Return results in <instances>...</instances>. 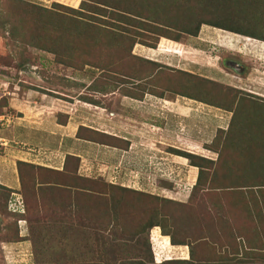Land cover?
I'll return each instance as SVG.
<instances>
[{"label":"rangeland","instance_id":"obj_1","mask_svg":"<svg viewBox=\"0 0 264 264\" xmlns=\"http://www.w3.org/2000/svg\"><path fill=\"white\" fill-rule=\"evenodd\" d=\"M170 1L0 0V132L9 121L23 123L17 116L51 115L52 108L43 103L34 107L23 102L16 108L19 113L8 106L9 99L17 102L28 88L42 91L56 104L54 96L61 102L86 98L97 107L85 105L91 116L102 111L108 119L117 118L116 127L95 122L93 128L110 134L116 130L133 140L126 153L119 149L101 155L98 149L113 150L91 142L85 155V165H93L88 176L72 172L78 161L65 160L68 185L59 184L61 173L18 167L16 190L0 184V264H11L9 257L4 261L3 243L17 241L20 234L29 241L18 253L27 259L21 264H106L112 253L110 264H119L138 254L135 240L148 245L152 264L187 258L190 264H264V149L259 138L235 123L247 112L249 121L264 127L256 124L257 116L264 121V98L254 96L264 95V41L245 40L209 22L200 24L195 36L179 32L165 23L177 16ZM214 1L190 0L189 6L199 5L198 15L206 20L214 16ZM253 2L252 15L259 21L255 25L262 29L264 0ZM146 11L155 12L157 20L146 19ZM253 25L252 20L247 27ZM32 37L37 46H31ZM161 38L171 45L162 42L158 47ZM171 47L179 55L169 54ZM52 51L63 62H56ZM232 61L244 69L226 65ZM150 62L162 68L148 73ZM168 81L173 92L161 90ZM146 84L154 95L144 92ZM178 85L187 89L182 93ZM146 94L156 98L153 106L133 101ZM177 105L185 108L184 116L176 114ZM61 110L53 114L57 123L63 120ZM175 135L182 142H172L178 139ZM85 137L100 140L87 132ZM140 137L144 143L155 139L145 145ZM175 147L191 155L179 162L173 158L178 156ZM106 158L116 163L108 168L109 175L97 166ZM234 162L243 167L234 170ZM103 181L117 186L110 189ZM87 192L108 199L113 222L107 227L87 221L81 209L77 212L82 201L76 203L75 194ZM16 197L22 201L21 214L8 210L7 200ZM146 221L158 226L128 240L129 232ZM161 231L185 245H170L158 235Z\"/></svg>","mask_w":264,"mask_h":264},{"label":"crops","instance_id":"obj_2","mask_svg":"<svg viewBox=\"0 0 264 264\" xmlns=\"http://www.w3.org/2000/svg\"><path fill=\"white\" fill-rule=\"evenodd\" d=\"M22 94L26 95L27 97L24 98ZM22 94V97H18L19 100H17V102H13L11 99H9L8 106L16 109L24 106L23 102H32L35 104L34 107H36L39 103H43L44 105L47 104L48 107L50 106L52 108L49 111L51 115L47 116L45 115L46 113H43V116H37L34 113L33 115L31 114V116H29V119H27L28 117H25L24 115L21 117L17 116L23 121V123L20 122L17 124L15 122L9 121V123H5L6 125L2 127L3 129H1L0 132V151L2 152L3 156H0V184L12 190H16V188H18L16 162L30 164L36 167L44 168L46 170L62 171L64 169L63 163L66 155L77 158L78 165L75 173L78 176H88L89 174L87 172L88 170H92L93 165L92 163H88V165H85V155L90 150L89 144L91 142L75 137V131L79 125L93 128L92 124L95 122L103 123V125L105 126L113 125L114 127H116L117 118L114 119L115 121H113L112 119H108L107 117H104L106 115H102V111H99V113H97V116H91L87 113L88 111L85 110V105H87V103H85V100L83 99L80 102L78 100H74L75 102H73L71 101L73 97H68L70 100L65 101L64 99H61V102L58 97L54 96L55 100L59 102L56 104V102H52V100L49 98L50 96H45V93L40 90L26 88V90H24ZM153 99L156 98H152L150 97V95L146 94L141 101H133L144 102L146 104L151 103V105L153 106ZM157 99L160 100L161 98ZM160 101H162L163 104L169 103L164 99H161ZM55 107L56 109H54ZM92 107L97 108L94 105H92ZM58 108H61L63 110ZM16 110L18 111V113L21 112L19 111V109ZM55 110H61V114L63 115V117H60L64 120L63 123H57V121L55 120V115L53 116V114L55 113L56 115H59L57 114V112L60 113V111ZM184 110L185 108L181 107L180 105L176 106V114L179 113L180 115L184 116V114L182 113L185 112ZM141 111L145 112L146 109L142 107ZM115 115L119 116L117 114ZM2 117H4V115H0V119H2ZM100 131L109 133L106 129ZM111 134L127 139L123 134L117 135L116 130H114ZM166 134L167 133L165 132L164 136H166ZM175 137H177L178 139H173L172 142H174L175 144H179V142H182L180 141V136L175 135ZM140 138V142L142 141L141 144L145 145L152 143V141H154L155 139L153 138L144 143V138ZM161 138H163V136H161ZM132 142L133 140L131 138L127 150H119L114 147L97 144L98 147L103 146V148L107 147L110 150H113L106 151L98 149L97 153L99 154L97 155H101L100 153H102V151H104L103 153L105 154L115 152V150H119L121 152L123 151L124 153H126L129 149L132 148ZM147 148L148 147H146V149ZM175 148L177 149V147ZM173 158L179 160V162L185 160L180 156H175ZM104 160L106 161L105 163L103 161H99L97 166L100 167L101 170H106L107 175H109L110 170L108 168H110L115 162H109L108 158ZM19 222H22V219H19ZM21 230L22 227H20V232L18 231V234L21 233ZM158 235L160 237L166 238V240L168 241L166 235ZM27 244L29 245V241L27 239H24V235L22 234L19 235V238L15 242L3 243L7 254V256L3 255L4 261L7 262V257H9L11 264H21V262L26 261L27 259L20 256L18 253L19 251H21V249L26 250Z\"/></svg>","mask_w":264,"mask_h":264},{"label":"trees","instance_id":"obj_3","mask_svg":"<svg viewBox=\"0 0 264 264\" xmlns=\"http://www.w3.org/2000/svg\"><path fill=\"white\" fill-rule=\"evenodd\" d=\"M172 1H173L172 3L170 1L169 5L174 10V12L177 14V16L173 17L172 19H169L167 21L168 23L167 22H165V23L169 27H174L175 29H178L177 31H179V32H183L184 34H187L190 36H195L199 25L209 22L208 24H211L213 27H219V28H222L224 30L230 31L232 33H235V34L247 37V38H252V39L259 40V41H264V31H262L264 25L262 26V29L257 28L255 23L257 24L259 21H256V18L253 17V15H252V11H253L254 5H255V2H253L254 0H251V2H250V0H238V1L237 0H216L213 2L215 9H214V11L212 10L214 12V13H212V16L213 15L214 16L212 18L210 17L206 20L204 19V16H205L204 14L198 15L199 14V5H197L196 7L195 6H189L190 0H172ZM246 2H249L250 4L245 6ZM161 5L163 6L164 3ZM186 9H187V11L188 10H190V11L188 13H182V11L184 12ZM210 12H208L207 14H209ZM146 15H147L146 19H148L150 21L157 20V15L153 11L152 12L146 11ZM252 20L254 21V25L252 27H247V25ZM178 24H179V27H178ZM151 28H154V27L151 26ZM254 28L259 30L260 32L254 33V31H252V29H254ZM153 30H155V29H153ZM173 38H177V36L173 35ZM36 40L37 39L36 38L34 39V37L30 38L31 46H37L39 44V41H36ZM162 42H164L165 44L171 45L170 41L161 38L158 42V47ZM52 53L54 55L53 58L55 59L56 62H59V63L63 62L60 59L61 55H59L55 51H52ZM61 54L66 55L67 52L63 51V53H61ZM169 54L179 55V50L176 49V47H171L169 49ZM155 67L162 68V66L158 65V63L150 62V68H149L148 73L151 70H153V68H155ZM170 83L171 82L168 81V82H166L165 85H162L161 90L165 89L166 91L173 92L175 90V88H174V85H170ZM70 84L75 85L74 83H70ZM146 86L147 87H146L144 92L148 93L150 95L151 94L154 95L152 92H149L150 89L148 90V88H149L148 86H150V84H146ZM178 87H179V89H181L180 90L181 92L185 91L187 89L186 87H183V85H178ZM150 88H151V86H150ZM122 95L128 96L130 98H134V99H139V100L141 99L140 96L136 97L133 94L123 93ZM157 97H159V96H157ZM83 100H85V103H87V104L94 105V106L96 105V104H93L92 102L88 101L86 98ZM243 114H244L243 117H241V114L238 115V117L235 119L236 120L235 123H237V122L239 123L238 125H240L241 130L243 128V130H245L246 133H250L251 135H255L256 138H259L258 145L259 146L261 145V149H264V133H263L264 127L262 128V126H261L262 124H264V121H261V120H263V116H261V115L257 116L259 119V122L256 124L260 125L262 128L261 129V128H257V126L254 125L255 124L254 121H249V117H248L247 112H245ZM232 121H230V124L232 123ZM61 122L63 123L64 120H62ZM232 131H231V133H235V132L237 133L240 130L239 131L235 130V132H232ZM85 132L90 133V134H96L100 140L94 141L93 139H90L88 137L86 138ZM257 133L258 134L263 133V135L257 136ZM75 137L80 138V139H84L86 141L96 142L98 144L114 147V148H117L120 150H127L128 145H129V143H128L129 141L125 138H121V137H118V136H115V135H112V134H109L106 132L98 131L96 129L89 128L87 126H81V125H79L77 127V129L75 131ZM102 138L105 140H108V141L105 142ZM173 150L177 151L175 153L176 155L184 157V158L191 155V153L189 154V153H186L183 151H179L178 149H173ZM184 154H186V155L188 154V155L184 156ZM71 159H74L75 161H77L76 157H72L69 155L65 156V160H71ZM65 160L63 163V168H66V161ZM232 164H236V163L234 162ZM21 165L22 166H24V165L29 166L30 164H23L21 162H16V169H18V167H20ZM193 166H195V165H193ZM236 166L237 167L234 170H236V169L238 170V169L243 167V165H239V164H236ZM75 170H76L75 168L72 170V172L74 174H75ZM45 171H47L48 173L52 172L55 174L58 172V173L63 174V178L59 179L60 181L62 180V182L59 183L61 185H65V184L68 185L67 180L71 179L68 176L69 174H68V172L65 171V169H63L62 171H53V170H45ZM18 176L20 177L19 172H18ZM198 176L199 175L197 173L196 179H198ZM72 178H73V176H72ZM77 178L79 180H82V177L77 176ZM73 179H75V178H73ZM103 182L106 184V187H109L110 189H113V188H115V186H117L116 184L106 183L105 181H103ZM247 183H248V181H247ZM246 186L247 187L248 186L253 187L252 184L251 185L246 184ZM70 187H73V186L70 185ZM117 188L120 190H123L122 187H117ZM85 192H86V189H85ZM104 195H107V192H104ZM95 196H97V195L91 194L90 192L76 193L75 194V197L77 198V199L75 198L76 203H78L77 200H80L82 202H79L80 205L78 203L77 206L76 205H74V206H76L77 212L80 211V209H81V212L84 213V215H85V219L87 221H89L90 223H95L98 225L100 224V225H103L104 227H107L109 222H113V221H110L112 218L109 217L110 214H109V211L107 210V203L105 202V199L106 200H108V199L102 195H98L99 197H95ZM100 197H103V198H100ZM104 202L106 203V206H105ZM152 226H158V225L152 224L149 221H146V223L139 225L137 228L135 227V229H133L129 232L130 238L128 237V240H131V238L135 234H138L142 231L144 232V230L149 229ZM111 227L112 226H110V228ZM161 235L168 236V241H169L170 245H173V246L174 245H176V246L177 245H185V244H183V241H179V240L173 238L172 235H170L168 233H164V231H161ZM112 240L114 241V239H112ZM135 242H136V244L140 245V249H138V254L135 257H130V258L124 259L125 261L122 260L119 264H152L150 257L147 258V254L149 255V251H150L148 245H146V244L143 245L138 240H135ZM99 244H104V242L100 241ZM190 246L192 247V245H190ZM190 246H189L188 254H189V258L190 257L192 258L193 254L191 252ZM112 255H114V254L112 253ZM112 255H111V259L105 258V261L107 262L106 264L111 263L109 260L113 261L114 257H112ZM164 262L166 264H188V263L190 264V259H188V258L185 260L184 259H168V260H164ZM160 263L161 262H159L158 264H160ZM155 264H157V263H155Z\"/></svg>","mask_w":264,"mask_h":264},{"label":"built area","instance_id":"obj_4","mask_svg":"<svg viewBox=\"0 0 264 264\" xmlns=\"http://www.w3.org/2000/svg\"><path fill=\"white\" fill-rule=\"evenodd\" d=\"M19 198H14V199H8L7 201V206L8 210L10 209L12 212L15 213H23V205L22 201Z\"/></svg>","mask_w":264,"mask_h":264},{"label":"flooded vegetation","instance_id":"obj_5","mask_svg":"<svg viewBox=\"0 0 264 264\" xmlns=\"http://www.w3.org/2000/svg\"><path fill=\"white\" fill-rule=\"evenodd\" d=\"M234 61H232V62H230V63H233ZM237 66H239V68L238 69H240V70H242V69H244V67L243 66H240L238 63H236V62H234ZM236 69H237V67H236ZM237 69V70H238ZM233 70H235V69H233ZM236 70V71H237ZM250 94H252V93H250ZM254 96H256V97H261V98H264V95H257V94H254ZM255 98V97H254Z\"/></svg>","mask_w":264,"mask_h":264},{"label":"water","instance_id":"obj_6","mask_svg":"<svg viewBox=\"0 0 264 264\" xmlns=\"http://www.w3.org/2000/svg\"><path fill=\"white\" fill-rule=\"evenodd\" d=\"M226 65L231 67V68H233V69H235V70H237L239 68V66H237L234 62L233 63H230V62L228 63L227 62ZM236 67H237V69H236Z\"/></svg>","mask_w":264,"mask_h":264},{"label":"bare ground","instance_id":"obj_7","mask_svg":"<svg viewBox=\"0 0 264 264\" xmlns=\"http://www.w3.org/2000/svg\"><path fill=\"white\" fill-rule=\"evenodd\" d=\"M250 38L245 37V40H249ZM142 50V49H141ZM150 51V50H149ZM160 53V52H159Z\"/></svg>","mask_w":264,"mask_h":264},{"label":"clouds","instance_id":"obj_8","mask_svg":"<svg viewBox=\"0 0 264 264\" xmlns=\"http://www.w3.org/2000/svg\"><path fill=\"white\" fill-rule=\"evenodd\" d=\"M24 210V209H23ZM18 214V213H17ZM19 221V220H18Z\"/></svg>","mask_w":264,"mask_h":264}]
</instances>
